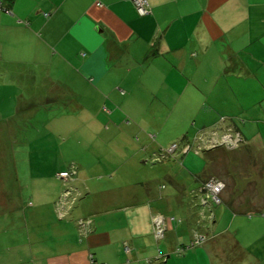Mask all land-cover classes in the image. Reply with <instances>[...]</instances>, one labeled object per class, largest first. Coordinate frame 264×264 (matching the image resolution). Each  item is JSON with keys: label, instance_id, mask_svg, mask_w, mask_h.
<instances>
[{"label": "crops", "instance_id": "obj_1", "mask_svg": "<svg viewBox=\"0 0 264 264\" xmlns=\"http://www.w3.org/2000/svg\"><path fill=\"white\" fill-rule=\"evenodd\" d=\"M147 3L139 16L133 0H0V104H19L8 131L34 120L42 133L40 153L15 146L12 165L0 166L13 174L0 187V264H264V212L239 210L248 202L226 196L219 205L229 227L175 256L190 243L183 229L191 209L163 216L169 234L158 242L150 182L126 174H135L136 154L173 141L160 134L179 114L180 124L199 127L176 137L206 135L224 117L255 148L248 155L264 158V0ZM107 102L125 115L113 118ZM39 109L46 115L37 117ZM192 163L186 182L201 186L210 161L201 174ZM70 168L78 189L60 219L65 187L55 176ZM180 182L168 196L182 202L190 185ZM218 236L232 243L225 259L208 242Z\"/></svg>", "mask_w": 264, "mask_h": 264}, {"label": "rangeland", "instance_id": "obj_2", "mask_svg": "<svg viewBox=\"0 0 264 264\" xmlns=\"http://www.w3.org/2000/svg\"><path fill=\"white\" fill-rule=\"evenodd\" d=\"M101 105H103L109 112L114 113L113 118L117 119L125 115L126 110L120 107L119 104L112 105L107 102V104ZM18 106L17 104H0V166L10 167L12 165V160L9 155L14 151L13 147L15 146L20 147L25 145L27 151L40 153L38 152L40 151L38 139L41 140L39 137H41L42 133L38 130L36 131L35 127L37 125L34 124V120H31L30 124H26L23 121L13 122V125L16 128L14 129V133L16 130L15 135H12V132L8 131L10 121H7V116H14L19 109ZM166 110H168V108L165 106V113ZM129 114H131V112ZM44 115H46V113L39 109L36 116L43 117ZM29 116L30 112L28 110L25 114L19 117V119H24ZM137 116H139V113H137ZM185 119L186 117H184V114H179V117L176 118V122L168 120L162 128L163 130L160 136L164 134L166 138H172L173 141L169 142L168 140H165L162 142V145L159 142L156 146L152 145L150 148L151 152L147 154L145 158H143L141 154H136V156L131 159V169H136L135 174H133L132 171H129L126 174L133 179H136V183H143L145 181L150 182L149 191L155 196L151 204V223L152 230L158 237V242L163 239L161 234L164 235L166 232V228L164 230L161 229V226H163V224L166 226V222L168 221L163 216L168 217L167 213L169 211L176 210L177 208L181 209L183 205L189 207V210L191 209L185 214L186 221L188 222L184 225L183 229L186 235L191 234L189 244L192 243L194 246L186 244L187 248L190 249L204 245L207 240H210V235L218 234L229 227V222L221 217V214L224 211V206L222 204L219 205L226 196L229 198L235 197L238 200H241L242 203H245L246 201L248 202L249 205L245 203L237 206L239 210L264 212V158L248 155L255 150V148L252 147L241 146L236 148L234 146L235 142H233L232 147L230 145L227 147V144L230 142V140H227V135H225L228 133L227 131H214L207 133L204 136L201 135L200 132H197V130L193 135L180 133L176 137V134L182 129H185L184 132H186L188 129H197V127H199L198 124H195L196 126H194L192 121L189 124H180V122L184 123L182 120ZM36 120V123H38V118H36ZM226 124L230 125L226 122L222 123L220 121L216 127L221 129V126ZM216 127L213 129H216ZM143 130L152 138L156 137L154 132H149L144 128ZM203 131L206 133V130ZM185 137L187 138L185 139ZM199 139H201L200 142ZM158 140L161 142L160 139ZM157 146L159 147L157 148ZM173 146L174 148L169 150ZM207 150L213 151L210 152V157L208 154L203 155L208 152ZM247 150H250V152ZM191 161L198 162L192 164L198 166L197 169L200 172L199 174H201V172L203 173L205 164H208L210 161V165L204 173V178L200 181L201 186H199V183L195 184L191 176L188 182H186L185 178L188 176L186 171L192 172V167L190 168L188 166ZM200 164L202 166H200ZM73 173L72 182L69 184H67L68 181L64 182L58 180L62 188H71L72 191L70 194L72 197L77 193L76 189H78L76 184H74L75 182H73L76 180V172ZM8 176L10 180V176L13 177V174L0 172V187H2L4 183H8L9 180L6 178ZM175 177L179 178L175 179ZM180 181H185V183L190 185L184 194L183 199H185V201L182 202H180L182 199H172L171 196H168L172 190L175 189L173 182L181 184ZM210 181H219L222 184V187H219L220 190L216 197H213L208 192L207 185ZM124 183L127 184L126 179H124ZM12 184L14 183L12 182ZM157 188L163 190L159 192ZM14 189L17 191L16 187ZM6 218L7 216L0 218V230L5 225ZM170 220L174 223H177L178 221L176 217L175 219L172 218ZM7 221H9V219ZM77 226L80 234H85L86 222L77 224ZM181 229L182 228H179V230ZM168 232L169 230L166 233ZM5 240L6 239L0 235V245ZM208 242L213 247L217 248L219 252L222 251L221 256L223 259H225L226 256V252L223 250H229L232 244L228 236L213 237L211 238V241ZM181 248L185 247L180 246L175 252L176 254H180V256L182 252ZM173 251H175V249Z\"/></svg>", "mask_w": 264, "mask_h": 264}, {"label": "built area", "instance_id": "obj_3", "mask_svg": "<svg viewBox=\"0 0 264 264\" xmlns=\"http://www.w3.org/2000/svg\"><path fill=\"white\" fill-rule=\"evenodd\" d=\"M133 5H134V8H135V10L139 16H145L149 13L147 0H133ZM6 12H8V11H6ZM224 131L228 132L225 135H227V137H228L227 140H230V142L227 144V147H228V145H230L232 147L233 142H235L234 146L236 148L237 147L239 148V145L242 141L240 135L238 133H235L231 128H228ZM200 140L201 139H199V142H200ZM173 148H174V146L172 148H170L169 150H172ZM209 148H211V147H209ZM73 172H74V170L72 168H70L66 171H63V172H60L59 174H57V178L63 180L64 182L65 181L67 182L74 175ZM207 187H208L209 194L212 195L213 197L214 196L216 197L217 193L219 192L220 188L222 187V184L219 181H210L208 183ZM70 192H71L70 189L64 190L61 193L60 197L58 198V200L55 204L56 214H57L58 218H60V219H62L65 216L66 210L68 209V205L74 201ZM81 226H83V225H81ZM161 229H163V230L165 229L164 224H163V226H161ZM153 233H154L155 240H158V237L155 235L154 231H153ZM161 236L163 237V234H161ZM189 245L194 246V244H192V243Z\"/></svg>", "mask_w": 264, "mask_h": 264}, {"label": "trees", "instance_id": "obj_4", "mask_svg": "<svg viewBox=\"0 0 264 264\" xmlns=\"http://www.w3.org/2000/svg\"><path fill=\"white\" fill-rule=\"evenodd\" d=\"M219 121H221L222 123H225L226 122V119L224 118V117H222V118H220L219 119ZM228 124H230V125H223V126H221V129H219V127H216L218 124H216V125H214L211 129H213L214 127H216V129H213V130H211V132H213V131H219V132H222V131H224V130H226V129H228V128H231L235 133H238L239 135H240V137H241V139H242V141H241V143H240V145H239V147H241V146H243L244 144H245V140H244V138H243V136H242V134L240 133V131H238L236 128H235V126L231 123V121H230V123H228ZM205 136V135H204ZM187 147H188V145H187ZM190 147V146H189ZM208 151V150H207ZM186 153H188V152H186ZM59 174V173H58ZM72 178L73 177H71V179L67 182V183H71L72 182ZM56 179H58V180H60L61 181V179H59V178H57V175H56ZM63 181V180H62ZM66 189H68V188H65L64 190H66ZM63 190V191H64ZM62 191V192H63ZM70 191H72L71 190V188H70ZM61 192V193H62ZM61 193H60V195H61ZM60 195H59V197H60ZM58 197V198H59ZM73 198V197H72ZM74 199V198H73ZM58 200V199H57ZM75 200V199H74ZM57 202V201H56ZM74 202V201H73ZM187 248V246L185 247V248H183L182 250V252H181V254L185 251V249ZM176 254V253H175ZM177 256H180V254H176Z\"/></svg>", "mask_w": 264, "mask_h": 264}]
</instances>
